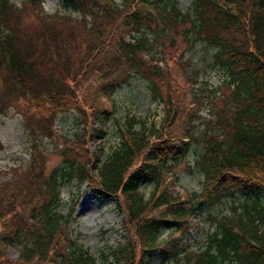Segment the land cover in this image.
<instances>
[{
    "label": "trees",
    "instance_id": "trees-1",
    "mask_svg": "<svg viewBox=\"0 0 264 264\" xmlns=\"http://www.w3.org/2000/svg\"><path fill=\"white\" fill-rule=\"evenodd\" d=\"M27 1L34 0L21 6ZM60 5L64 11L53 14L38 6L35 26L21 6L0 0V113L10 106L19 111L31 140L29 163L13 166L5 180L0 170V264H97L70 238V214L60 210V186L68 180L86 181L122 211L126 239L104 253L103 264H151L156 250L167 264H264V0H191L184 11L177 0ZM187 22L195 39L215 48L213 63L224 71L221 83L205 93L213 116L201 126L193 124L197 114L171 68L143 57L171 27ZM133 28L139 35L127 40ZM133 74L145 77L152 97L163 102V118L138 131L130 130L129 120L119 145L92 159L87 141L100 130L97 121L111 115L100 96ZM69 107L79 111L70 138L51 127L56 112ZM54 135L60 157L47 170V151L33 140ZM191 151L203 178L202 189L187 197L167 186L166 173ZM145 183L151 185L147 194ZM236 190L243 196L232 203L233 214L214 216L204 246L188 249L182 240L190 218L202 206L235 198ZM12 244L20 245L15 257L5 251Z\"/></svg>",
    "mask_w": 264,
    "mask_h": 264
},
{
    "label": "rangeland",
    "instance_id": "rangeland-1",
    "mask_svg": "<svg viewBox=\"0 0 264 264\" xmlns=\"http://www.w3.org/2000/svg\"><path fill=\"white\" fill-rule=\"evenodd\" d=\"M16 6H21L25 0H10ZM120 2V0H114ZM154 4V3H153ZM191 0H177L180 10L189 8ZM38 6L47 14H53L59 10L64 11L60 5V0H42V4L36 1H27L25 6H21L23 18L26 21H33L34 25H39L35 16ZM152 13L156 11L149 8ZM25 25V24H24ZM188 22L177 24L176 28L171 27L167 34L158 38V43L151 44V48L145 52V57L151 53L152 60L170 66L173 76L184 89L185 104L200 117L195 115L194 123L202 125V121L213 116V112L207 115V104L204 101H211L208 97L209 91L219 84L224 76V71L217 64H213L212 54L214 47L208 45L201 38L195 39L193 34L188 32ZM152 35V34H151ZM156 60H155V58ZM200 90V95L198 89ZM218 92V91H217ZM206 97H203V96ZM200 96L201 100L200 101ZM103 102L111 110L108 118L97 121L100 128L97 134L89 139V153L92 159L97 156L103 159L106 154L121 140L120 132L126 134L128 121L134 120L130 130L138 131L141 128H148L152 124H158L163 118L164 105L161 100L152 97L149 84L145 77L132 75L128 81L117 85L106 97H102ZM218 102V100L216 101ZM211 103V102H210ZM198 112H197V106ZM211 107V106H210ZM200 109V110H199ZM78 110L73 107L62 109L56 112L51 127L58 135L63 134L71 137L78 125L75 117ZM204 114L205 116H203ZM40 149L47 151L45 155V168L51 169L59 162L61 143L55 138L47 136H36L33 140ZM31 140L23 125L22 114L14 107L10 106L0 113V170L2 179L10 177L13 166H24L30 161ZM194 151L187 154L186 158L176 165V171L166 173L167 186L174 192L182 196H189L193 191H200L202 184V172L192 166ZM62 204L60 210L64 215L70 214L67 229L70 238L83 245L96 258L97 264H103L104 253L112 246L125 241L123 231L122 211L115 205L113 197H107L91 191L86 185V181L79 184L72 181H63L61 184ZM150 183L141 185V190L147 194L150 190ZM235 198H222L214 203L212 209L201 207L200 212L190 218V227L182 240L188 249L198 250L204 246L207 234L216 227L214 216H230L233 214V202L242 199L243 192L236 190ZM264 197V195H263ZM234 199V200H233ZM264 199V198H263ZM212 214V217L210 216ZM168 230L166 226L161 227L160 237H165ZM186 246V245H185ZM20 248L19 244H12L6 247L5 251L15 257ZM108 254V253H107ZM139 252L137 251L138 255ZM111 260V255H108ZM151 264H167V260L158 250L152 252Z\"/></svg>",
    "mask_w": 264,
    "mask_h": 264
}]
</instances>
